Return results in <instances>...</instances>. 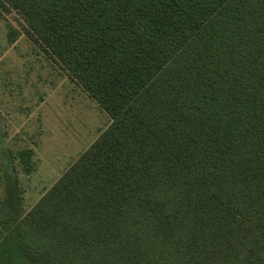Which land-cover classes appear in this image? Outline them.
Listing matches in <instances>:
<instances>
[{
	"label": "trees",
	"instance_id": "obj_1",
	"mask_svg": "<svg viewBox=\"0 0 264 264\" xmlns=\"http://www.w3.org/2000/svg\"><path fill=\"white\" fill-rule=\"evenodd\" d=\"M23 37L109 124L25 212L0 175V264H264V0H0Z\"/></svg>",
	"mask_w": 264,
	"mask_h": 264
},
{
	"label": "rangeland",
	"instance_id": "obj_2",
	"mask_svg": "<svg viewBox=\"0 0 264 264\" xmlns=\"http://www.w3.org/2000/svg\"><path fill=\"white\" fill-rule=\"evenodd\" d=\"M38 56L23 37L0 58L1 189L15 213L34 205L109 124L79 86ZM23 147L36 150L30 174L11 164L10 149Z\"/></svg>",
	"mask_w": 264,
	"mask_h": 264
}]
</instances>
